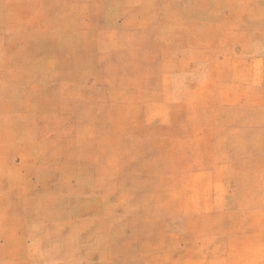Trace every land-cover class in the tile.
Instances as JSON below:
<instances>
[{
    "label": "rangeland",
    "instance_id": "374dc122",
    "mask_svg": "<svg viewBox=\"0 0 264 264\" xmlns=\"http://www.w3.org/2000/svg\"><path fill=\"white\" fill-rule=\"evenodd\" d=\"M0 264H264V0H0Z\"/></svg>",
    "mask_w": 264,
    "mask_h": 264
}]
</instances>
